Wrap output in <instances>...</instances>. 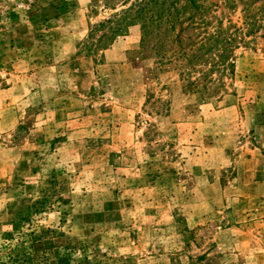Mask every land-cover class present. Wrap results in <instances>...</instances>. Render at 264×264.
Masks as SVG:
<instances>
[{
    "label": "rangeland",
    "instance_id": "1",
    "mask_svg": "<svg viewBox=\"0 0 264 264\" xmlns=\"http://www.w3.org/2000/svg\"><path fill=\"white\" fill-rule=\"evenodd\" d=\"M209 3L199 93L119 1L0 0V264H264V4Z\"/></svg>",
    "mask_w": 264,
    "mask_h": 264
},
{
    "label": "trees",
    "instance_id": "2",
    "mask_svg": "<svg viewBox=\"0 0 264 264\" xmlns=\"http://www.w3.org/2000/svg\"><path fill=\"white\" fill-rule=\"evenodd\" d=\"M119 1L123 8L115 14L114 20L109 21L112 33L115 36L124 35L130 26L140 25L142 30V46L146 50L152 44V49L157 54L166 56L169 51L178 59H185L188 69L186 78L191 91L204 89L203 85L214 71L226 73L230 70L234 74V65L231 62L235 38L230 36L223 27L216 28L214 33H209V22L206 17L209 11L219 4L209 3V0H111ZM225 8L236 9L243 6V10L250 16L253 8L264 4V0H219ZM117 7V5H115ZM219 24H221L219 22ZM204 31L201 32V29ZM200 30L199 32H197ZM197 32V34H195ZM205 33V35H204ZM204 35V36H203ZM102 43V40H101ZM175 48H174V47ZM174 48L173 50L170 48ZM215 52V53H214ZM210 60V70L203 71L202 82L200 79L192 81L195 63ZM163 62L162 57L160 58Z\"/></svg>",
    "mask_w": 264,
    "mask_h": 264
}]
</instances>
